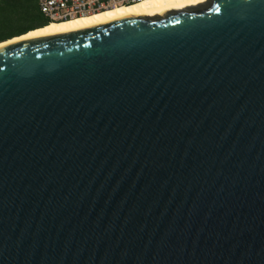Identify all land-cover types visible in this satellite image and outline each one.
Here are the masks:
<instances>
[{"label": "water", "instance_id": "obj_1", "mask_svg": "<svg viewBox=\"0 0 264 264\" xmlns=\"http://www.w3.org/2000/svg\"><path fill=\"white\" fill-rule=\"evenodd\" d=\"M0 264H264V0L1 47Z\"/></svg>", "mask_w": 264, "mask_h": 264}, {"label": "bare ground", "instance_id": "obj_2", "mask_svg": "<svg viewBox=\"0 0 264 264\" xmlns=\"http://www.w3.org/2000/svg\"><path fill=\"white\" fill-rule=\"evenodd\" d=\"M208 2L209 0H142L130 5H119L90 15L52 22L45 27L35 29L22 36L2 42L0 48L22 40L71 32L108 23L123 17L164 15L171 10L186 9L190 6L202 5Z\"/></svg>", "mask_w": 264, "mask_h": 264}, {"label": "trees", "instance_id": "obj_3", "mask_svg": "<svg viewBox=\"0 0 264 264\" xmlns=\"http://www.w3.org/2000/svg\"><path fill=\"white\" fill-rule=\"evenodd\" d=\"M51 23L39 0H0V42Z\"/></svg>", "mask_w": 264, "mask_h": 264}, {"label": "built area", "instance_id": "obj_4", "mask_svg": "<svg viewBox=\"0 0 264 264\" xmlns=\"http://www.w3.org/2000/svg\"><path fill=\"white\" fill-rule=\"evenodd\" d=\"M139 1L142 0H39V5L45 17L53 22L90 15Z\"/></svg>", "mask_w": 264, "mask_h": 264}, {"label": "rangeland", "instance_id": "obj_5", "mask_svg": "<svg viewBox=\"0 0 264 264\" xmlns=\"http://www.w3.org/2000/svg\"><path fill=\"white\" fill-rule=\"evenodd\" d=\"M53 22H57V21H53Z\"/></svg>", "mask_w": 264, "mask_h": 264}, {"label": "flooded vegetation", "instance_id": "obj_6", "mask_svg": "<svg viewBox=\"0 0 264 264\" xmlns=\"http://www.w3.org/2000/svg\"><path fill=\"white\" fill-rule=\"evenodd\" d=\"M33 31V30H32Z\"/></svg>", "mask_w": 264, "mask_h": 264}]
</instances>
